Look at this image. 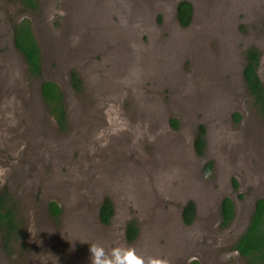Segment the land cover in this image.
I'll list each match as a JSON object with an SVG mask.
<instances>
[{"label": "rangeland", "instance_id": "rangeland-1", "mask_svg": "<svg viewBox=\"0 0 264 264\" xmlns=\"http://www.w3.org/2000/svg\"><path fill=\"white\" fill-rule=\"evenodd\" d=\"M180 1L193 7L185 28ZM21 19L40 50L38 76L13 45ZM249 48L264 90V0H38L35 11L0 0V193L16 226L0 230V264H90L92 244L167 264H247L233 246L264 198V110L242 78ZM44 81L62 93V128ZM224 198L234 217L221 227ZM188 201L196 215L185 225Z\"/></svg>", "mask_w": 264, "mask_h": 264}, {"label": "trees", "instance_id": "trees-1", "mask_svg": "<svg viewBox=\"0 0 264 264\" xmlns=\"http://www.w3.org/2000/svg\"><path fill=\"white\" fill-rule=\"evenodd\" d=\"M17 4L25 11H35L38 0H9ZM193 7L187 1H180L176 6V21L182 27H188L191 23ZM13 45L14 48L23 56L27 70L30 75L40 74V50L31 31L30 22L27 19L19 20L13 26ZM245 64L242 69V78L245 87L253 98L259 109L264 110V90L259 77L257 68L259 53L254 48H249L244 56ZM72 77L75 74L72 73ZM78 83V79H75ZM77 88V85H74ZM39 93L48 113L52 116L57 126H65V110L62 103V93L59 88L50 81L40 84ZM205 146V129L202 125L198 126L193 140V147L198 155H202ZM206 172L211 171V163L205 165ZM234 187H236L234 183ZM5 197V196H4ZM48 209L54 217L59 215V208L54 202H50ZM195 207L193 202L186 203L182 210V220L184 224L190 225L194 218ZM219 212L221 216V227L230 223L233 217V203L229 198H224L220 202ZM113 213L112 204L106 198L99 208V220L103 224H108ZM0 230L6 235L16 233L14 223V212L11 206H7L6 200L0 195ZM136 237V228L133 222L125 227V239L130 242ZM233 250L242 257L247 264H264V199H257L249 218L246 229L238 237L233 246ZM188 264H199L196 260Z\"/></svg>", "mask_w": 264, "mask_h": 264}, {"label": "clouds", "instance_id": "clouds-1", "mask_svg": "<svg viewBox=\"0 0 264 264\" xmlns=\"http://www.w3.org/2000/svg\"><path fill=\"white\" fill-rule=\"evenodd\" d=\"M89 252L90 264H167L158 258L145 259L133 247L115 246L106 251L103 246L92 244Z\"/></svg>", "mask_w": 264, "mask_h": 264}, {"label": "flooded vegetation", "instance_id": "flooded-vegetation-1", "mask_svg": "<svg viewBox=\"0 0 264 264\" xmlns=\"http://www.w3.org/2000/svg\"><path fill=\"white\" fill-rule=\"evenodd\" d=\"M258 66H259V62H258ZM257 76H258V74H257ZM259 77V76H258ZM260 79V78H259ZM260 82H261V80H260ZM262 85V84H261ZM258 107V106H257ZM200 126V125H199ZM203 126V125H202ZM195 137V136H194ZM194 140V139H193ZM192 147H193V142H192ZM205 147H206V142H205V146H204V149H205ZM193 151H194V153L197 155V156H201V155H198L196 152H195V150H194V147H193ZM203 153H204V150H203ZM203 153H202V155H203ZM234 183H235V181L234 180H232V189H234L235 187L233 186L234 185ZM236 185V184H235ZM0 195L6 200V203H7V206H9L8 205V203L10 202V197H9V195L7 194V193H5L4 191L3 192H1L0 193ZM5 196V197H4ZM259 199H264V198H259ZM231 200V199H230ZM222 201V200H221ZM232 201V200H231ZM189 202V201H188ZM192 202V201H191ZM187 203V202H186ZM186 203L184 204V206L186 205ZM232 203H233V201H232ZM194 204V203H193ZM184 206H183V208H184ZM194 207H195V205H194ZM183 210V209H182ZM196 215V208H195V212H194V216ZM233 217H234V203H233ZM233 217H232V219H233ZM231 219V220H232ZM181 220H182V212H181ZM193 220H194V218H193ZM183 221V220H182ZM193 222V221H192ZM184 223V222H183ZM186 225V224H185ZM7 245V244H6Z\"/></svg>", "mask_w": 264, "mask_h": 264}]
</instances>
